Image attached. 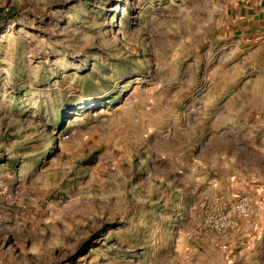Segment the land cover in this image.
I'll use <instances>...</instances> for the list:
<instances>
[{"label": "rangeland", "instance_id": "rangeland-1", "mask_svg": "<svg viewBox=\"0 0 264 264\" xmlns=\"http://www.w3.org/2000/svg\"><path fill=\"white\" fill-rule=\"evenodd\" d=\"M232 1L0 0V264H264V39Z\"/></svg>", "mask_w": 264, "mask_h": 264}, {"label": "crops", "instance_id": "crops-1", "mask_svg": "<svg viewBox=\"0 0 264 264\" xmlns=\"http://www.w3.org/2000/svg\"><path fill=\"white\" fill-rule=\"evenodd\" d=\"M231 5L239 23L257 25L252 33L264 39V0H233Z\"/></svg>", "mask_w": 264, "mask_h": 264}, {"label": "built area", "instance_id": "built-area-1", "mask_svg": "<svg viewBox=\"0 0 264 264\" xmlns=\"http://www.w3.org/2000/svg\"><path fill=\"white\" fill-rule=\"evenodd\" d=\"M219 222H220L222 225H224V224H228L227 219H221V220H219Z\"/></svg>", "mask_w": 264, "mask_h": 264}]
</instances>
